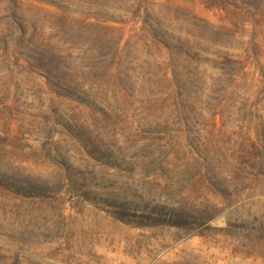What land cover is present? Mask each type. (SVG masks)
<instances>
[{
	"label": "rangeland",
	"instance_id": "obj_1",
	"mask_svg": "<svg viewBox=\"0 0 264 264\" xmlns=\"http://www.w3.org/2000/svg\"><path fill=\"white\" fill-rule=\"evenodd\" d=\"M0 264H264V0H0Z\"/></svg>",
	"mask_w": 264,
	"mask_h": 264
}]
</instances>
